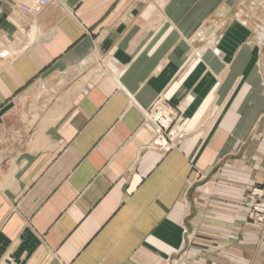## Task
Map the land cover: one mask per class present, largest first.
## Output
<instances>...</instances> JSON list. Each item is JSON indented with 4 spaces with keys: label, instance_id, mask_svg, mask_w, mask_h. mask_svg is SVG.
I'll list each match as a JSON object with an SVG mask.
<instances>
[{
    "label": "crops",
    "instance_id": "1",
    "mask_svg": "<svg viewBox=\"0 0 264 264\" xmlns=\"http://www.w3.org/2000/svg\"><path fill=\"white\" fill-rule=\"evenodd\" d=\"M170 2L0 0V264H264V92Z\"/></svg>",
    "mask_w": 264,
    "mask_h": 264
},
{
    "label": "rangeland",
    "instance_id": "2",
    "mask_svg": "<svg viewBox=\"0 0 264 264\" xmlns=\"http://www.w3.org/2000/svg\"><path fill=\"white\" fill-rule=\"evenodd\" d=\"M27 6L29 5L20 4L17 7L22 12H32L25 8ZM167 10L176 14L178 26L186 27L188 31H191L193 39L204 26L215 30L224 27L223 36L219 34V37L227 38L222 50L225 65L230 67V70L235 69L245 73L246 78L248 74L254 76V85L258 92H264V48L263 53H260L258 46L260 31L264 29L262 25L264 24V0H171ZM234 62L238 65H234ZM155 103L157 105L154 104L151 108L153 114L164 110V113H170V124L178 120V113L164 99L158 98ZM256 125L257 137L252 135L249 139L245 152L247 156L260 148L263 142L264 135L261 136L264 133L263 114L256 119ZM262 184L264 182L255 185ZM252 186L242 189L240 205L243 207L249 206L248 202L251 199L249 191ZM252 215L250 218L255 223V214L252 213Z\"/></svg>",
    "mask_w": 264,
    "mask_h": 264
},
{
    "label": "built area",
    "instance_id": "3",
    "mask_svg": "<svg viewBox=\"0 0 264 264\" xmlns=\"http://www.w3.org/2000/svg\"><path fill=\"white\" fill-rule=\"evenodd\" d=\"M35 2H38L41 4L39 8L35 9V11H40L42 7H44L46 4L50 3L52 0H34ZM25 8H28L32 11L30 6H27ZM158 115L157 119L154 121L157 125V127L161 130H166L168 126L170 125L171 119L169 118V114L164 113V110L162 112L156 113ZM163 120V121H161ZM168 135H172L168 133ZM250 197L249 200V207L251 209V213L255 214V223L260 224L264 220V184L261 186L253 185L250 188Z\"/></svg>",
    "mask_w": 264,
    "mask_h": 264
},
{
    "label": "bare ground",
    "instance_id": "4",
    "mask_svg": "<svg viewBox=\"0 0 264 264\" xmlns=\"http://www.w3.org/2000/svg\"><path fill=\"white\" fill-rule=\"evenodd\" d=\"M23 2H26V4H28L30 7H31V9H32V13H35L36 11H35V9H37V8H39V7H41L40 5V3H39V1L38 2H35L34 0H22ZM35 8V9H34ZM249 19V18H248ZM256 21V20H255ZM256 23V22H255ZM262 25H264V24H262ZM257 27V26H256ZM259 29V28H258ZM262 29V28H261ZM257 37V36H256ZM263 37H264V29H263V31H260V37L258 38V39H260V41H263V40H261V38L263 39ZM155 105H157V103H154ZM157 117H158V115L157 114H153V115H151L150 116V118H151V121L154 123V124H156L154 121L157 119ZM161 121H163V120H161ZM164 122V121H163ZM173 134V133H172ZM160 143L163 145L165 142H164V140H160Z\"/></svg>",
    "mask_w": 264,
    "mask_h": 264
}]
</instances>
